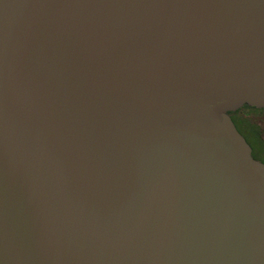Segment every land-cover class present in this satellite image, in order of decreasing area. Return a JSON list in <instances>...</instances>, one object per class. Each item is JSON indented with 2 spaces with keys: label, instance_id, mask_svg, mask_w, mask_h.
Masks as SVG:
<instances>
[{
  "label": "water",
  "instance_id": "1",
  "mask_svg": "<svg viewBox=\"0 0 264 264\" xmlns=\"http://www.w3.org/2000/svg\"><path fill=\"white\" fill-rule=\"evenodd\" d=\"M264 0H0V264H264Z\"/></svg>",
  "mask_w": 264,
  "mask_h": 264
},
{
  "label": "trees",
  "instance_id": "2",
  "mask_svg": "<svg viewBox=\"0 0 264 264\" xmlns=\"http://www.w3.org/2000/svg\"><path fill=\"white\" fill-rule=\"evenodd\" d=\"M244 109L257 111V109L254 107L243 106L237 112L232 113L231 116L233 118V121L235 122L238 131L243 135H245L249 140V142L251 143V145L253 146L252 155L254 159L255 158L264 159V144H263L264 142L261 143V141L259 140V133H260L259 126L237 115L241 110Z\"/></svg>",
  "mask_w": 264,
  "mask_h": 264
},
{
  "label": "rangeland",
  "instance_id": "3",
  "mask_svg": "<svg viewBox=\"0 0 264 264\" xmlns=\"http://www.w3.org/2000/svg\"><path fill=\"white\" fill-rule=\"evenodd\" d=\"M237 115L248 120L251 123L256 124L261 130L264 129V111L258 112L254 110L244 109L241 110ZM262 161H264L263 158Z\"/></svg>",
  "mask_w": 264,
  "mask_h": 264
},
{
  "label": "flooded vegetation",
  "instance_id": "4",
  "mask_svg": "<svg viewBox=\"0 0 264 264\" xmlns=\"http://www.w3.org/2000/svg\"><path fill=\"white\" fill-rule=\"evenodd\" d=\"M257 111L258 112H260V111H264V108H262V109H257ZM237 112V111H236ZM233 113H235V112H233ZM231 114L232 113H230L229 115H230V117H231V119H232V121H233V118H232V116H231ZM244 119V118H243ZM233 123H234V125H235V122L233 121ZM235 127H236V125H235ZM237 128V127H236ZM238 130V129H237ZM240 133V132H239ZM243 137H244V139L246 140V142L249 144V146H250V148H251V154H252V152H253V146L251 145V143L249 142V140L247 139V137L245 136V135H243L242 133H240ZM259 140L261 141V143L262 142H264V129L263 130H261L260 129V133H259ZM264 144V143H263ZM252 157H253V155H252ZM254 158V157H253ZM256 159V158H255ZM256 160H259V161H261V162H263L264 163V161H262V159H256Z\"/></svg>",
  "mask_w": 264,
  "mask_h": 264
}]
</instances>
